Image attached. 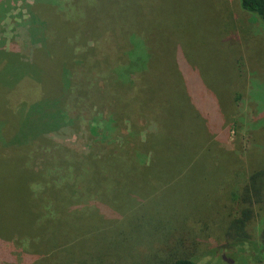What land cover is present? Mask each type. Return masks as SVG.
<instances>
[{
	"label": "rangeland",
	"instance_id": "rangeland-1",
	"mask_svg": "<svg viewBox=\"0 0 264 264\" xmlns=\"http://www.w3.org/2000/svg\"><path fill=\"white\" fill-rule=\"evenodd\" d=\"M31 1L0 0V208L2 202L12 200L13 192L9 191L13 186L4 181L7 173L33 172L36 168L29 167L36 159L35 164L43 161L50 167L42 165L37 167L39 171L57 169L58 158L35 157L34 152L27 153L22 142L31 139L27 137L32 134L67 126L68 117L79 106L82 82L89 75L87 68H74L75 63L83 61V56L76 57L74 66L68 68L69 56L51 55L53 52L42 47L26 10L25 4ZM147 10L151 17L158 15L161 22L153 25L147 21L145 35L153 40L150 46L159 49L158 58L153 56L151 65L157 64L161 71L165 70L171 60L169 54L180 64L184 63V94L193 97L189 102H180L182 116L174 125L186 124L195 130L198 123L205 121L217 128L211 132L209 154L203 148V139L179 136L175 140L187 155H193V166L171 185L157 187L155 193L159 194L156 199L160 206L154 217L161 220V230L174 227L176 221L182 222L181 234L185 236V231L187 236L191 235L190 239L197 241V264H264V202L252 199V214L243 228L247 240H229L226 235L229 214L235 216L247 176L254 170H264V25L241 10L236 0H148ZM132 47L127 56L98 62L93 72L97 80L89 85L91 94L93 98L98 95L100 100L105 98L111 108L118 104L115 98L107 96L113 95L116 89H111L112 85L132 77L131 70L143 69L151 54L141 42ZM40 48H43L41 52H35ZM169 72H164L166 80L171 78ZM27 78L35 83L30 84ZM41 80L47 92L42 90ZM60 82L62 93L58 91ZM64 83L76 93L66 94ZM165 106L161 105L162 112ZM193 111L199 114L193 115ZM60 113L65 115L64 122ZM77 118L82 121V116ZM65 135L64 142H73L68 131ZM53 140L55 145L59 144L57 139ZM11 141L14 144H8ZM89 141L86 137L83 139L84 143ZM83 175L87 176V172ZM91 176L101 178L99 173ZM91 176L89 185L95 182ZM142 179V174L136 172H114L111 181L104 180L103 186L111 192L107 198L111 205H120L133 184ZM14 199L16 202V194ZM102 206L109 212L107 217H117L114 210L107 209L105 204ZM64 220L55 219L47 228L65 229L70 223L81 232L84 230L80 219ZM122 227H126L122 238L104 231L87 235L82 232L76 244L94 254L111 250V256L116 252L115 264H124V254L132 257L136 246L152 248L154 243L160 246L163 240L161 235L150 239L148 234L143 235L150 227L151 231L152 227L156 229V222L143 226L138 237L133 232V236L128 234L131 225L127 220ZM5 251L0 237V262L6 259ZM13 258L14 264H24L19 255Z\"/></svg>",
	"mask_w": 264,
	"mask_h": 264
},
{
	"label": "trees",
	"instance_id": "trees-1",
	"mask_svg": "<svg viewBox=\"0 0 264 264\" xmlns=\"http://www.w3.org/2000/svg\"><path fill=\"white\" fill-rule=\"evenodd\" d=\"M236 2L241 10L249 12L264 25V0ZM147 3L148 0H32L25 4L42 47L53 52L51 55L61 53L69 56L71 63L68 68L74 66L76 57L83 56V61L75 63L74 68H87L89 75L85 74L79 106L68 117L67 126L50 128L44 134H32L27 137L31 139L22 142L27 153L34 152L35 157L58 158L57 169L39 171L37 167L49 166L43 161L35 164L36 159L29 167L36 168L32 169L33 172L7 173L6 180L1 178L13 186L9 191L13 192V201L2 202L0 208V221L5 220V223H0V237L6 246V259L0 264H14L16 254L22 257L24 264H115L116 252L111 256V250L94 254L84 249L85 246L77 245L76 241L82 232L87 235L96 231L109 235L115 233L122 238L126 232L122 223L126 220L131 225L128 234L133 236V232L137 237L143 226L156 222L157 228L152 227L151 231L150 227L143 235L148 234L149 239L153 235H161L163 240L160 246L154 243L152 248L136 246V254L132 257L124 254V264H197V241L190 239L191 235L187 236L185 231V236L181 234V221H176L174 227L161 230V220L154 217L160 206L156 199L159 194L155 191L157 187L171 185L182 172H189L193 166V155H187L175 140L179 136L203 139L207 142L203 148L209 154L211 132L216 127L205 121L198 123L195 130L186 124L182 127L174 125L182 116L180 102H189L193 97L184 94V63L180 64L166 52L171 60L163 72L157 64L155 67L151 65L152 57L158 58L159 49L150 46L153 40L145 35L147 21L149 19L153 25L161 22L158 15L150 16ZM137 41L151 54L143 69L131 70L132 77L112 85L111 89H116L113 95L109 96V93L107 96L115 98L117 106L111 108L105 98H98L99 95L93 98L89 85L97 80L93 72L99 66L98 62L127 56ZM41 49L35 52L39 53ZM168 70L171 78L166 80L164 72ZM27 80L30 84L35 83L30 78ZM165 81L169 82L167 86L161 84ZM43 82L41 80L40 86L47 92ZM175 83L181 85L176 86ZM59 86L58 91L62 93L61 82ZM64 86L66 94L75 92L68 90L66 83ZM163 103L166 106L162 112ZM197 114L193 111V115ZM78 115L82 116V121ZM64 116L60 113L62 121ZM67 131L73 136V142H64ZM85 137L90 141L84 143ZM53 139H57L59 144L51 142ZM83 172H87V176ZM114 172H136L143 178L133 184V189L117 207L111 205L107 199L111 192L103 186L104 180L111 181ZM97 173L101 178L93 179L91 175ZM89 176L91 181H95L92 185H89ZM246 180L239 194L235 216L229 214L226 231L229 240H247L243 228L252 214V199L264 202V170L252 171ZM103 204L114 210L117 217H107L109 212L104 211ZM62 218L69 222L80 219L84 230L81 232L70 223L66 230L47 228L53 220Z\"/></svg>",
	"mask_w": 264,
	"mask_h": 264
}]
</instances>
